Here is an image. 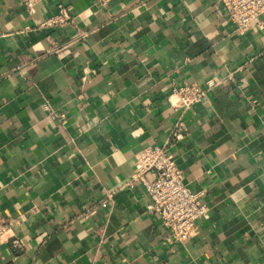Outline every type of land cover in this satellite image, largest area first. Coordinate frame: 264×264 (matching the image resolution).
<instances>
[{
    "label": "crops",
    "instance_id": "crops-1",
    "mask_svg": "<svg viewBox=\"0 0 264 264\" xmlns=\"http://www.w3.org/2000/svg\"><path fill=\"white\" fill-rule=\"evenodd\" d=\"M61 7L72 22L42 26ZM179 118L171 151L210 207L183 241L133 179ZM0 215L20 240L0 264H264V14L242 34L220 0H0Z\"/></svg>",
    "mask_w": 264,
    "mask_h": 264
},
{
    "label": "built area",
    "instance_id": "built-area-1",
    "mask_svg": "<svg viewBox=\"0 0 264 264\" xmlns=\"http://www.w3.org/2000/svg\"><path fill=\"white\" fill-rule=\"evenodd\" d=\"M29 12L35 11L40 0H22ZM229 19L236 25L239 33L251 28L252 22L264 14V0H220ZM72 22L68 11L61 7L59 14L42 23V26L67 25ZM228 78H232L229 74ZM218 82L207 80L204 84L196 82L174 86L168 96L169 103L175 109L185 112L191 106L201 102L209 90ZM179 118L167 140L160 145L143 148L136 159L138 162L133 179L139 181L150 197L148 209L160 215L162 223L170 230L176 241L187 239L197 228L198 221L210 214V207L201 199V194L193 192L186 184L181 168L177 165L171 151L175 142L183 137L185 129ZM8 243L13 248L20 247L12 220L0 215V244Z\"/></svg>",
    "mask_w": 264,
    "mask_h": 264
}]
</instances>
